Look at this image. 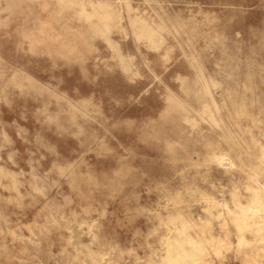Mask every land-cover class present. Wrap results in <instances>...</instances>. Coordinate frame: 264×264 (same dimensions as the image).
<instances>
[{
	"label": "rangeland",
	"instance_id": "rangeland-1",
	"mask_svg": "<svg viewBox=\"0 0 264 264\" xmlns=\"http://www.w3.org/2000/svg\"><path fill=\"white\" fill-rule=\"evenodd\" d=\"M198 263L264 264V0H0V264Z\"/></svg>",
	"mask_w": 264,
	"mask_h": 264
},
{
	"label": "bare ground",
	"instance_id": "bare-ground-1",
	"mask_svg": "<svg viewBox=\"0 0 264 264\" xmlns=\"http://www.w3.org/2000/svg\"><path fill=\"white\" fill-rule=\"evenodd\" d=\"M203 120H204V119H203ZM214 121H215V120H214ZM216 123H217V122H216ZM31 233H32V232H31ZM23 236H24V235H23ZM201 259H202V258H201ZM197 260H198V262H199V261H201V260H200V259H198V258H197ZM203 260H205V259H203ZM201 263H202V262H201ZM198 264H199V263H198ZM208 264H209V263H208Z\"/></svg>",
	"mask_w": 264,
	"mask_h": 264
}]
</instances>
